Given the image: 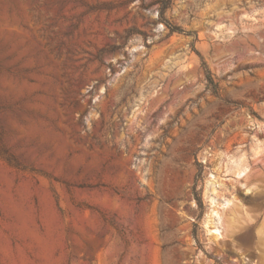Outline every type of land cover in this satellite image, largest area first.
I'll return each mask as SVG.
<instances>
[{
  "label": "rangeland",
  "instance_id": "1",
  "mask_svg": "<svg viewBox=\"0 0 264 264\" xmlns=\"http://www.w3.org/2000/svg\"><path fill=\"white\" fill-rule=\"evenodd\" d=\"M157 2L0 0V264H264V0Z\"/></svg>",
  "mask_w": 264,
  "mask_h": 264
},
{
  "label": "trees",
  "instance_id": "2",
  "mask_svg": "<svg viewBox=\"0 0 264 264\" xmlns=\"http://www.w3.org/2000/svg\"><path fill=\"white\" fill-rule=\"evenodd\" d=\"M171 0H158V4L161 5V9L159 11V15L162 17L164 11L166 8H168L169 2ZM167 28H169L170 32H181L182 30L176 26H167V24H165ZM202 69L204 71V75L205 78L208 82L212 83V77H211V73L209 71V69L207 68L205 62H202Z\"/></svg>",
  "mask_w": 264,
  "mask_h": 264
}]
</instances>
